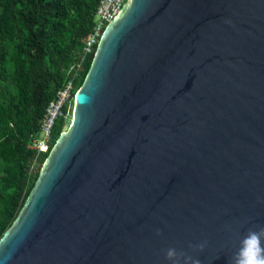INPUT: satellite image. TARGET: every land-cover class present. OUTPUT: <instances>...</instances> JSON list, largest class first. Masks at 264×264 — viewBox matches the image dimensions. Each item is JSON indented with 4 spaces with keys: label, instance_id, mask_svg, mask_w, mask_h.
I'll use <instances>...</instances> for the list:
<instances>
[{
    "label": "water",
    "instance_id": "water-1",
    "mask_svg": "<svg viewBox=\"0 0 264 264\" xmlns=\"http://www.w3.org/2000/svg\"><path fill=\"white\" fill-rule=\"evenodd\" d=\"M66 125L0 264H229L264 226V0H130Z\"/></svg>",
    "mask_w": 264,
    "mask_h": 264
},
{
    "label": "trees",
    "instance_id": "trees-1",
    "mask_svg": "<svg viewBox=\"0 0 264 264\" xmlns=\"http://www.w3.org/2000/svg\"><path fill=\"white\" fill-rule=\"evenodd\" d=\"M99 2L0 0V241L18 220L66 127V118L59 117L47 153L30 149L46 108L70 80L76 95L90 72L91 54L78 70L77 65Z\"/></svg>",
    "mask_w": 264,
    "mask_h": 264
},
{
    "label": "built area",
    "instance_id": "built-area-1",
    "mask_svg": "<svg viewBox=\"0 0 264 264\" xmlns=\"http://www.w3.org/2000/svg\"><path fill=\"white\" fill-rule=\"evenodd\" d=\"M129 1L130 0H100L93 18L94 26L91 33L85 40L83 54L81 55V60L77 65V70L80 68L87 55L91 54L92 57L94 56L104 31L110 23L114 21ZM73 90L74 85L72 80L65 83L58 90L55 98L46 108V112L41 121L40 131L35 133L31 138V142L29 144L30 149L37 151L38 154L47 153L50 150L55 122L59 117H64L67 121L73 114L75 104V94L73 95ZM65 107H67L66 114L63 113V109Z\"/></svg>",
    "mask_w": 264,
    "mask_h": 264
},
{
    "label": "clouds",
    "instance_id": "clouds-1",
    "mask_svg": "<svg viewBox=\"0 0 264 264\" xmlns=\"http://www.w3.org/2000/svg\"><path fill=\"white\" fill-rule=\"evenodd\" d=\"M157 235H162L161 230H156ZM207 241L198 244H190L189 248L194 252H203ZM165 259L170 264H202L198 257H194L184 251H178L175 247L165 250ZM229 264H264V226L249 228L238 242V247L229 257Z\"/></svg>",
    "mask_w": 264,
    "mask_h": 264
},
{
    "label": "rangeland",
    "instance_id": "rangeland-1",
    "mask_svg": "<svg viewBox=\"0 0 264 264\" xmlns=\"http://www.w3.org/2000/svg\"><path fill=\"white\" fill-rule=\"evenodd\" d=\"M0 78H1V75H0ZM3 84H4V81L0 79V92L2 90ZM13 87H14V85L11 86V88H13ZM65 129H66V127H65ZM65 129H64V131H65Z\"/></svg>",
    "mask_w": 264,
    "mask_h": 264
}]
</instances>
